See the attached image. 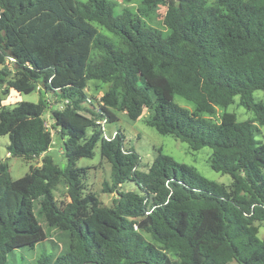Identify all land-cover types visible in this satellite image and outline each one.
<instances>
[{"label":"trees","instance_id":"1","mask_svg":"<svg viewBox=\"0 0 264 264\" xmlns=\"http://www.w3.org/2000/svg\"><path fill=\"white\" fill-rule=\"evenodd\" d=\"M121 1L0 0V136L10 156H43L17 179L0 159V264L42 238L36 199L65 246L36 264H264V104L254 95L264 92V0ZM159 5L164 29L147 22ZM89 81L106 85L96 103ZM10 90L39 99L5 107ZM236 97L252 117L227 111ZM143 111L159 134L210 148L211 169L231 183L160 149L141 170L120 130L104 138L101 121L114 112L135 121ZM45 112L63 140L65 168L46 155ZM97 144L111 168L101 189L115 194L110 206L86 191L87 168L76 166ZM127 181L138 190H121ZM60 184L67 200L54 197Z\"/></svg>","mask_w":264,"mask_h":264},{"label":"rangeland","instance_id":"2","mask_svg":"<svg viewBox=\"0 0 264 264\" xmlns=\"http://www.w3.org/2000/svg\"><path fill=\"white\" fill-rule=\"evenodd\" d=\"M121 7L125 6L121 0ZM212 2V0H209ZM128 7H132L129 5ZM135 8L133 9V11ZM165 7L158 6L156 12L147 18L149 25L159 29H164L162 18ZM106 89L105 84L99 82L89 81L87 86V95L89 101L96 103L100 98L102 92ZM256 100H260L264 104V92H254ZM47 101L51 106H54V96L49 94L46 96ZM39 99V92L33 91L28 94L18 93L10 90L9 94L3 99L2 105L5 107H12L19 102H37ZM89 101L85 104L91 107ZM175 101L181 106L192 109L183 98L175 97ZM56 107H60L57 105ZM221 109L217 108L216 114L212 119H216L221 113ZM227 111L234 112L238 120H244L252 117V114L247 111L242 105L238 104V97L235 98V103L227 107ZM115 117L111 118L109 122L104 124V134L108 137L113 136L117 130H120L124 136V146L132 148L139 156L140 169L146 170L151 164L158 149L162 153L171 156L177 162L192 165L205 178L215 181L220 184L229 185L231 183V176L228 174H221L215 172L210 167L211 150L208 147H203L197 151L189 148L188 144L180 141L172 135L159 134L155 128L146 123L147 112L142 114L135 121H131L124 113L114 112ZM46 119L47 127L52 134V143L46 155L51 157L53 162L60 168H65L67 161L63 154V140L57 132L51 128V122L48 119V112L43 115ZM116 118V119H115ZM259 139H264V126L260 127ZM91 134V128L86 129V135ZM261 137V138H260ZM8 143V136H0V159L5 161L8 165L9 174L12 179H17L25 175L31 166H38L41 163L42 157L27 160L23 157L10 156L7 153L6 145ZM77 167L87 168L85 172L84 181L86 184V191L93 192L96 197L105 205L110 206L114 193L102 192V184L107 181L110 182V164L101 158L99 144L94 147L93 155L91 157H82L76 161ZM121 190L137 191L138 188L133 182H125L121 185ZM54 197L58 200H67L66 191L62 184L58 189L53 190ZM39 199L33 202V212L35 213L41 230L42 238L32 247L23 246L13 249L7 253V264H36L40 257L46 256L54 259L63 250H65L64 243L58 239L59 232L56 229H51L46 224L43 216L38 214ZM260 239L264 241V223L261 224L258 232Z\"/></svg>","mask_w":264,"mask_h":264},{"label":"built area","instance_id":"3","mask_svg":"<svg viewBox=\"0 0 264 264\" xmlns=\"http://www.w3.org/2000/svg\"><path fill=\"white\" fill-rule=\"evenodd\" d=\"M105 123H106L105 120H103V121H101V124H100V125H101V129L103 130V136H104V138L107 139V140H109V139L112 138L116 133H115L113 136H111V137L106 136V135L104 134V124H105Z\"/></svg>","mask_w":264,"mask_h":264}]
</instances>
